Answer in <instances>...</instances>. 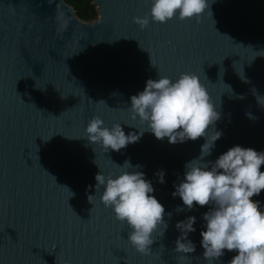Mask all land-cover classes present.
Wrapping results in <instances>:
<instances>
[{
    "label": "water",
    "instance_id": "95a60500",
    "mask_svg": "<svg viewBox=\"0 0 264 264\" xmlns=\"http://www.w3.org/2000/svg\"><path fill=\"white\" fill-rule=\"evenodd\" d=\"M208 3L199 19L177 14L159 23L150 18L151 0H92L97 15L90 21L63 0H0V264H211L200 232L213 205L188 210L172 195L206 138L171 144L145 131L107 151L85 132L94 116L109 128L120 123L126 135L146 130L132 117L131 96L159 72L173 80L189 72L220 113L208 134L222 135L204 161L235 145L264 152L257 101L264 97V0ZM146 14L149 25L141 29L133 17ZM126 161L145 174L165 208L167 229L153 232L148 256L100 200L103 186L95 189L97 173L119 174ZM252 199L264 210V190ZM189 216L196 217L187 236L195 252H176V224ZM236 254L225 250L212 264H229Z\"/></svg>",
    "mask_w": 264,
    "mask_h": 264
},
{
    "label": "clouds",
    "instance_id": "9594fccd",
    "mask_svg": "<svg viewBox=\"0 0 264 264\" xmlns=\"http://www.w3.org/2000/svg\"><path fill=\"white\" fill-rule=\"evenodd\" d=\"M208 8V0H151L150 18L159 23H167L177 14L180 20L199 19ZM133 20L145 29L149 14ZM151 63L155 66L152 59ZM158 74L159 79H148L144 90L130 98L132 117L146 124V130L126 135L120 123L109 128L99 116H94L86 126V138L107 151H120L129 143L137 142L145 131L160 140L167 137L171 144L205 137L200 156L185 164L184 179L175 185L172 195H178L188 210L194 205H213L203 214L206 230L200 232L207 261L212 264L228 250L237 252L229 264H264V210L259 201L252 199L264 190V171H261L264 152L235 145L214 162H205L204 157L211 154L215 141L222 135L220 131L208 134L220 118L209 91L197 74L183 72L175 80ZM261 98L264 97L257 96V101L264 106ZM246 115L255 119L250 113ZM117 166L121 169L119 174L110 173L107 177L103 172L96 174V192L103 186L100 200L105 207L112 208L118 221L131 229L127 239L137 252L148 256L154 242L153 232L160 225L163 230L168 226L164 205L152 195L154 188L143 172L128 170L133 167L128 161ZM158 176L159 182L164 183V173L161 171ZM94 198L95 195H89V202L93 204ZM177 210H181L179 206ZM195 222V216L177 222L181 235L175 241L176 252H195V244L187 239L190 232L196 231Z\"/></svg>",
    "mask_w": 264,
    "mask_h": 264
},
{
    "label": "trees",
    "instance_id": "16d2710c",
    "mask_svg": "<svg viewBox=\"0 0 264 264\" xmlns=\"http://www.w3.org/2000/svg\"><path fill=\"white\" fill-rule=\"evenodd\" d=\"M67 4L71 5L74 10V14L82 20H92L97 15V10L92 0H63Z\"/></svg>",
    "mask_w": 264,
    "mask_h": 264
},
{
    "label": "rangeland",
    "instance_id": "374dc122",
    "mask_svg": "<svg viewBox=\"0 0 264 264\" xmlns=\"http://www.w3.org/2000/svg\"><path fill=\"white\" fill-rule=\"evenodd\" d=\"M96 18V17H95ZM87 21H90V20H87Z\"/></svg>",
    "mask_w": 264,
    "mask_h": 264
}]
</instances>
